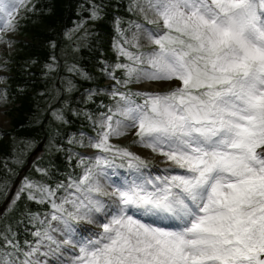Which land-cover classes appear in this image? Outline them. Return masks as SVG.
<instances>
[{"label":"snow or ice","instance_id":"obj_1","mask_svg":"<svg viewBox=\"0 0 264 264\" xmlns=\"http://www.w3.org/2000/svg\"><path fill=\"white\" fill-rule=\"evenodd\" d=\"M30 5L0 0V43ZM135 9L146 23L120 32L128 63L108 72L113 104L86 144L99 154L66 181L25 179L16 200L49 210L29 213L33 240L0 233V264H264V0H135ZM130 132L166 174H147L141 156L112 142Z\"/></svg>","mask_w":264,"mask_h":264},{"label":"trees","instance_id":"obj_2","mask_svg":"<svg viewBox=\"0 0 264 264\" xmlns=\"http://www.w3.org/2000/svg\"><path fill=\"white\" fill-rule=\"evenodd\" d=\"M29 7L20 12L13 49L0 52V68L8 73L0 77V92L13 104L8 110L11 128L0 130V206L43 137L44 157L30 167L22 187L25 179L54 185L73 176L70 170L77 172L81 158L70 148H87L90 134L97 131L92 121L101 116V104L112 106L101 86L115 64L128 63L115 47L121 40L118 30L131 32L130 20L139 15L135 0H31ZM115 74L124 78L121 70ZM44 210L47 205L22 194L1 216L0 233H15L21 242L33 240L28 215Z\"/></svg>","mask_w":264,"mask_h":264},{"label":"rangeland","instance_id":"obj_3","mask_svg":"<svg viewBox=\"0 0 264 264\" xmlns=\"http://www.w3.org/2000/svg\"><path fill=\"white\" fill-rule=\"evenodd\" d=\"M139 14V13H138ZM140 15V14H139ZM141 16V15H140ZM146 22H143L142 24H145ZM151 27V26H149ZM17 36L15 33H11V34H5L4 39L5 41H7V43H0V52L3 51H11L13 49L12 43H11V37ZM143 43V42H142ZM10 45V46H9ZM149 48V46L147 44L143 45V50L147 51ZM1 70V69H0ZM1 81H0V85H1ZM134 86V88H136L137 90H144L146 88L144 87H151L153 88L152 85H146V84H131ZM158 88V87H156ZM161 90V89H160ZM164 91H167V88L163 89ZM12 103H8V101L6 100L5 97H3L1 95L0 92V128L2 130H8L11 128V118H10V114L8 113L9 108L12 106ZM137 138L135 137L134 134H132V132H130L127 136H123V137H119V138H113L112 142L114 144H119L122 142H126V141H135ZM131 150L132 152L136 153L137 155L141 156L146 162L148 163H153V164H157L160 166H163L165 168H168L169 165L164 162L163 158L152 153L150 150L145 149L141 146H139L138 144L132 142L131 145ZM44 152V145L41 146L40 150L38 151V153L32 158V161L30 164L35 163L38 159H40L42 156H44L43 154ZM89 153H92L93 150L89 149L88 150ZM13 186L9 189L8 191V195L6 200L4 201V203L1 205L0 207V211H3V213H5L6 211H8L9 209L12 210L14 208V205L16 204V196L15 194L20 192L21 190V186L20 185H16V184H12ZM22 195V194H21ZM15 200V203H12V201Z\"/></svg>","mask_w":264,"mask_h":264},{"label":"bare ground","instance_id":"obj_4","mask_svg":"<svg viewBox=\"0 0 264 264\" xmlns=\"http://www.w3.org/2000/svg\"><path fill=\"white\" fill-rule=\"evenodd\" d=\"M148 86V85H147Z\"/></svg>","mask_w":264,"mask_h":264}]
</instances>
